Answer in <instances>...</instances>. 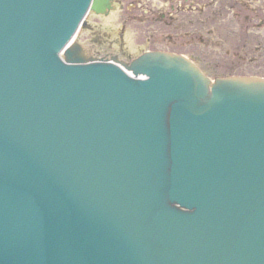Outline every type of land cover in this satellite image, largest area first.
Masks as SVG:
<instances>
[{"label":"water","instance_id":"obj_1","mask_svg":"<svg viewBox=\"0 0 264 264\" xmlns=\"http://www.w3.org/2000/svg\"><path fill=\"white\" fill-rule=\"evenodd\" d=\"M89 7L0 0V264H264V78L89 61Z\"/></svg>","mask_w":264,"mask_h":264},{"label":"rangeland","instance_id":"obj_2","mask_svg":"<svg viewBox=\"0 0 264 264\" xmlns=\"http://www.w3.org/2000/svg\"><path fill=\"white\" fill-rule=\"evenodd\" d=\"M122 3L123 9L111 12L113 18L99 21L101 27L103 22L112 20L118 30L123 26L121 32L127 46L141 51L182 52L211 78L264 77V0H123ZM87 19L91 20L92 14Z\"/></svg>","mask_w":264,"mask_h":264},{"label":"flooded vegetation","instance_id":"obj_3","mask_svg":"<svg viewBox=\"0 0 264 264\" xmlns=\"http://www.w3.org/2000/svg\"><path fill=\"white\" fill-rule=\"evenodd\" d=\"M121 30L123 27L115 34L117 36H112L107 29L96 23L86 25V33L84 34L85 55L102 59L117 57L128 60L131 54L126 50Z\"/></svg>","mask_w":264,"mask_h":264},{"label":"bare ground","instance_id":"obj_4","mask_svg":"<svg viewBox=\"0 0 264 264\" xmlns=\"http://www.w3.org/2000/svg\"><path fill=\"white\" fill-rule=\"evenodd\" d=\"M117 9V8H116ZM116 9H115V11H116ZM111 12V10L108 12V13H110ZM104 20H106V19H108V18H113V17H108V16H104V17H102ZM88 24H90L88 21H85L84 23H83V25H88ZM107 24H109V23H107ZM83 26H81V28H82ZM81 32V30L79 31V33ZM85 47V46H84ZM82 51L85 53L86 51L85 50H83V48H82ZM61 55H63L62 53H61Z\"/></svg>","mask_w":264,"mask_h":264}]
</instances>
